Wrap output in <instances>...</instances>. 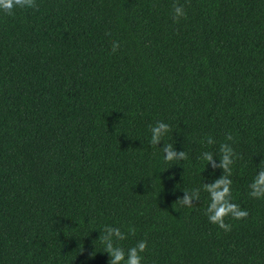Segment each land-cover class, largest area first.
<instances>
[{"label":"trees","instance_id":"16d2710c","mask_svg":"<svg viewBox=\"0 0 264 264\" xmlns=\"http://www.w3.org/2000/svg\"><path fill=\"white\" fill-rule=\"evenodd\" d=\"M36 5L0 13V264H108L105 225L136 229L125 250L147 240L142 264H264V198L248 195L264 160V0ZM157 120L170 131L154 147ZM228 134L249 215L226 233L207 193L175 202L222 175L200 157ZM164 143L188 159L165 162Z\"/></svg>","mask_w":264,"mask_h":264},{"label":"clouds","instance_id":"9594fccd","mask_svg":"<svg viewBox=\"0 0 264 264\" xmlns=\"http://www.w3.org/2000/svg\"><path fill=\"white\" fill-rule=\"evenodd\" d=\"M36 0H0V13L13 15L17 9L28 10L36 8ZM173 21L179 22L181 18H186L184 5L174 3L172 5ZM121 45L119 41H113L111 50L113 53L119 51ZM151 133L149 143L157 147L164 136L170 131V125L164 121L157 120L155 124L149 126ZM226 142L219 145L217 153L212 151H204L201 159L206 161V165H210L213 172L216 169H222V175L214 179L210 183H201L199 187L191 190H184L181 198L175 203H179L184 207H192L194 201H200L201 192H205L209 197V204L204 211V215L211 224L217 225L224 232H230L232 225L225 222L226 217L234 220L246 219L249 215L247 210L241 208L240 205L233 202L232 199V165L239 158L232 145L228 142L233 141L231 134L226 135ZM207 145L216 143L212 136L205 138ZM160 150L164 154L165 162L183 161L188 159V153L184 151H176L173 143H164ZM217 158L219 162L217 163ZM257 172L252 181L248 185V195L251 198H264V160H261L257 166ZM136 229L129 226L127 233L119 227L105 225L100 231L99 241L104 246V251L109 254L108 264H142V253L147 250V240L137 241L133 246L125 250L118 242L127 239L128 235L135 236ZM94 256V252L91 254Z\"/></svg>","mask_w":264,"mask_h":264}]
</instances>
